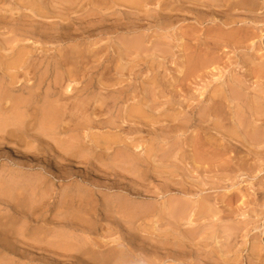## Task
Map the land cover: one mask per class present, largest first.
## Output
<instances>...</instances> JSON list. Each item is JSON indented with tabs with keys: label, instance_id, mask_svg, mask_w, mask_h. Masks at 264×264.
<instances>
[{
	"label": "rangeland",
	"instance_id": "rangeland-1",
	"mask_svg": "<svg viewBox=\"0 0 264 264\" xmlns=\"http://www.w3.org/2000/svg\"><path fill=\"white\" fill-rule=\"evenodd\" d=\"M9 1L13 2V0H8V2H6L7 4H3V3L0 4V13L5 12L7 14V12H8L7 21H9V18L13 17V15L18 18L19 17L18 15L23 13V12H26L29 14H34V12L30 10L31 9L30 7H29L30 9H28V10H27V8L26 9L24 8L23 10L16 8L12 12H10L12 8L10 5H8ZM32 1H35V0H32ZM43 1L44 2L46 1L45 3H47V4L54 1V2H52L53 4L50 3L49 5L55 7L54 6V3H55V5L58 6V7L56 6V9L58 8L57 11H59L60 4H61L59 2V0L58 1L57 0H52V1H50V0H36V2H38L39 4L42 2L45 5V3ZM170 1H172V2L177 1L175 3V5H177V6L181 5L182 6L180 9L175 10V13L180 14V17H177V18L174 17L173 19H171L173 26L168 27L166 30L159 28L160 26L161 27L163 26V25H161L162 21L159 23V21H157V19H155V18H151V19H149V21H147V20L141 21L142 24H144V22H145L144 25H148L146 23L151 22V27H153V28L151 30H149L150 36H137V35H140V33H127L125 31H122V33H119L115 36L113 34L110 36H101V37H99V36H90V37L82 36L83 38H81V39L77 38L79 41L75 40V41H68V42L59 43V42H55L54 40H52L53 36H49L51 38L50 41H46V40L42 39L40 36H29L30 34L26 33L25 29H29L30 28L29 24L33 23V25L41 27L42 30L47 29L50 32H54V31H52L51 27H49L51 25V23L59 22V21H61V19H63L64 17H67V16H62L63 18H61V16L59 17L57 13L52 12L53 14L50 13L48 16H46V18L44 16L41 17V16L34 15V17L36 18L35 22L34 21L30 22V20H28L25 17L23 19H19V21H17V22L16 21H13V22L9 21L10 23L0 22L1 23L0 24V88H2L4 90L3 92L7 91V93L10 95V102H7V106L12 107V104H14V105L20 104L21 105V103L15 104V101L16 100H22V99L23 100L30 99L31 94H29V93H31V91L28 89L23 91L20 89V86L21 85L22 86L25 85L27 87L32 86L34 91H38L41 94V99L38 103H36V108H34V111L44 113L45 111L49 110L51 105H53V106H56L57 113L59 114L57 120L55 119V120H53V122L46 120L44 123L43 117L40 116L39 118H37V120H31V118H29L27 115L22 113L23 110H21V109L20 110H14V109L12 110L11 109V110L6 111V112L0 111V239L5 240V238H7V237L17 236V239H15L14 241H12L10 238H9V241L5 240L7 243H9L10 240L12 241L11 244H9V245L5 244L6 242H4V241H0V243L2 245V247H0V264H20V263L21 264H57V263L58 264H65V263L71 264L72 261H74V259H72L68 256L69 251L71 249L80 248L83 245L89 246L90 242H91L90 241L91 237L95 238L98 242H100L102 244H105L107 246L109 245L108 247H113V245L118 246L121 250V247L125 246L124 244L127 243L126 239L129 237L130 232H136V229H134V228L132 229V228L128 227V225L123 221L125 219V216L121 212V210L123 208V207L121 208V206H123L124 204L126 205L127 202H128V204L130 202H132V203H135V204H133V207L135 206L136 208H141L142 205H143V207H145V204H146V206H154L155 205V207H156V205L158 204V202H157L158 200H156V198H155L157 196L156 193H160L162 191L165 192V190L168 187L171 188L170 185L173 186V188L177 187L176 185H177V182H179V181L182 183H185V184L188 183L187 185L188 186L190 185L189 187H192L195 190V192L201 193L202 196L200 197V199H202L204 196L209 195L211 198L210 203H212V210L213 209L215 210V211L214 210L213 211H214V213L216 212V216L217 215L219 217L223 216L224 218L223 217L222 218L225 220H223V219L218 220L217 219L218 216L215 218H210V219L209 218L208 219L203 218L201 220H199V219L196 220V222H195L196 225H194V226L185 222V223H183L181 228H179V227H171L169 224H165V222H162L160 224L155 223V221H153V219H155V217H156L155 216V217L151 218L152 220L149 222L150 226H153L152 227L153 229H151V231H153V230L154 231L152 233H154V232L156 233V231L158 229H161L163 231H165L167 229L171 233H175L177 236L181 234L180 236H181V238H183V240H184L183 242L186 244L185 245L186 248L189 249L191 247L190 249H193L192 256L188 257L187 261L184 264H191V262L192 263H198V264H210L211 261H210V259H208L207 256H208V254L212 255L211 247H213V246L215 247V245L217 246V244L215 242L217 240H215L214 234L216 235V233H217V235H220V236H218V238H220L219 241H222L226 238L225 236H227L231 233H234L233 235L235 237L233 236L232 239L230 237V241L234 239L232 241V247L234 249V252L232 251L228 255L232 259H234L235 258V251L242 250V252H241L242 254H240V256L243 255L244 261L246 260L245 264H248L247 262H248L249 258H248V255H246V254L250 252L249 250H251V247L253 244L252 242L255 241L256 239L252 238V240L250 241V238H248L246 235L243 234V233H245V231H247L246 227L243 225V223L242 224H237V223L240 220H242V221L246 220L249 222V224H251V225H249V228L255 226L256 224L260 225V226H262V225L264 226V217L262 215L253 214V213H255L254 210L256 208L259 211L264 210V207L262 209V206L260 207V205L254 204V198L256 196V191L254 190L255 184H256V186H258V184H259L258 179H259V181L261 179H264V176H263L264 172H262L263 174H260L261 169L264 168V166H263L264 165V157L263 156H262L263 158L259 157V159L257 158L258 159L257 160L255 158V156L252 157V156L247 154L249 156V157H247V161L249 160V162L247 163L246 167L252 168V166H253V169L257 168V170H256L257 172L255 171L252 174H249V175H256L257 177H255V178L253 176H249L247 174L241 175V177L239 174L238 175L236 174V176H235L234 172H233V174H230V173H232L230 171H233L236 168L235 163L231 164V166L233 168L229 167L230 171H228L227 168L224 169V167L220 168V167H217L216 165H215L216 166L215 167L214 164H211V163L209 164L208 162H198V164H193L192 159L190 160V158L193 154V151H192L191 146L189 145V137L191 135V131H192L191 129H196V128L194 126H192L190 128L189 132H187L188 136L185 135L179 139L178 138H176V139H173V138L168 139L167 138L168 139L167 142H165V143L162 142V144H166V143L168 144V142H169V144L164 146L165 150H163V152H159V157H157V160L155 162L154 161L151 162V164H150L151 167L149 166L151 169L150 177L149 178L148 177L147 178L141 177V179H140V176H138L140 174V172L138 171L139 167H137L138 164H135V163H138V162H136L138 158L144 159L146 157H150L147 155V151H146V149L148 147H150V146L156 147V146L160 145L162 139H160L161 141H157L158 143L157 142L155 143L154 142L155 139L153 140V138H152L153 135L155 136L156 134L160 133V130H157V128H156V126L158 124H155V125L152 124L153 126L152 125L147 126L145 124L139 123V121H136V122L133 121L132 123H136L135 125H137V127L139 126V128H141L143 134L140 135L138 133H133V132L127 133V132H125L123 134V137H125L126 141H128V142L137 141L136 144L140 140L141 141L143 140L144 142L143 141L139 142L140 144H143V146H140L139 150L135 146V149L133 148L134 150H133L132 154L131 153L127 154V151L123 150L122 147L118 146V144L121 146V145H123V143H117V145L113 144L110 149L105 147L104 142L99 143L100 145H102V147L96 146L95 141L97 142L98 138L105 137V135H108L110 133H106L108 131L107 128L100 127L98 124L94 123L92 118L94 117V118L98 119V118L103 117V118L116 119L117 115L120 116V114L121 115L124 114V113H120V112H122V111L125 112L126 109H128V107L131 106V104H133L135 102V100L136 101L139 100L140 96H142V92L139 91V94L137 96H133L136 93L131 90L132 95L130 96L129 100H125V101H120V100L114 101V99H112V98L109 100H106V102H108V103L104 104V107L101 108L102 111L101 112L96 111V112H94L95 114L92 112V110H90V111L88 110L85 114H81V110L77 107V106L82 107V104L83 103L85 104V102L87 103V100H88V104L91 102L90 103L91 106H92V104H95V102L98 103V101H94L93 99L89 98L92 95L90 96L88 93L79 92V89H77V88H80L81 86H83L81 84L82 80H78V81L76 80L75 82L71 83V86L74 88L73 92L72 93L70 92V94L73 95V97L71 99H59L58 95L53 96V94L55 92V81L57 80L58 77H60V75L63 72H65L64 70L66 69V67H64L65 68L64 69L63 67H57L54 65L57 61L56 59L60 58L58 55L63 54L64 51L66 52L67 50H77V51L84 50L85 54L87 56H90V54H92V53H89V52H91V49L93 50L92 52H94L95 48L100 49V46L105 45V46H107L106 47L107 49L104 50L105 52L102 50L101 55L108 53L110 51L109 52L111 54L110 58H112V56H114L115 58L119 59L121 57L120 56L121 51L123 50L120 45H121V43H123L124 40L129 39V37L130 38L131 37L132 38L145 37V39H147L146 45L149 47V50L147 49V50L142 51L141 52L142 54H140L138 57L137 61H142L141 63H143V66L140 67V71H135L134 73H132L133 68L132 69L130 68V70L132 71L131 72L128 69V67H129V65H128V67L126 69H124V72H125L124 75L123 74L120 75V73L118 74L119 78L124 77L123 79L121 78L122 82L124 84H120V85L123 86V85H125V83L128 84L131 82L133 85H135L137 87V90H140V89H142L141 88L142 83L143 84L147 83L149 78H150V80H152V77L154 78L153 80H158L157 78H159L157 83H161V84L163 83V84H162V87L157 88V90H159V89L164 90V92L162 93L163 96L161 95V101H164V99L167 100L168 97L170 98L172 96L171 94H173L175 96L176 94L172 93L171 89H173V88H171L170 83L174 82L173 79H174L175 74H176V66L178 67V64H176V63L177 62L179 63V60H177L178 59V57H177V55H178L177 44H178L179 33L182 32V30H187V29L190 30L191 29L194 32V35L193 36L186 35V36H183V38L185 41H190L194 47L193 49L197 50L199 48L201 49L203 46L206 47V43H209L208 40L211 39V36L209 37L208 34H209L210 30L212 29V26L208 22L201 25V23L199 21L195 20L196 15L199 14L201 10L202 11H206V10L208 11L207 7L198 3L197 0L196 1L194 0V2L197 4H195L192 0H185L182 2L183 4L180 3L179 0H170ZM189 2H191V3H189ZM58 3H59V5H58ZM7 6H10V8L9 7L7 8ZM199 6H201V7H199ZM151 7L154 10L157 9V8H155V4L152 5ZM195 7H197V8H195ZM6 8H7V10H10V11H5ZM35 8H36V6H35ZM118 8L119 9L122 8L123 10H124V8H125V10H127V9L131 10L129 7L127 8V6H125V5H123V6L120 5ZM204 8H206V9H204ZM1 9H2V11H1ZM74 9L78 13H75L76 11ZM71 12H70L71 15L77 16V15H80L83 12V10H80L79 7H76V8H73L71 10ZM193 12H195V13L193 14ZM16 17H14V18H16ZM182 17H186V19H183ZM49 18H50V20H49ZM132 20H133V17H126L125 15H120L116 19L111 18V22H109V23L112 24L113 22H117V21L119 22L120 21L119 23H121V24L125 23L127 26L128 22H130ZM38 21L41 24L37 23ZM11 23H13L15 26H12ZM87 25H88V23H87ZM9 27L14 29L15 31L13 32V30L12 29L10 30ZM15 27L19 28V31L16 30ZM22 27H24V30H22ZM207 32H208V34H207ZM55 35H57V34L55 33ZM127 35H131V36H127ZM12 37H14V38H12ZM238 37H241V36H238ZM13 39L15 41H13ZM252 39L249 38V39H246L243 41H239L241 43L232 42L231 44H228V45L223 44L222 45L223 47L221 48L222 51H220V53L223 55V60L221 63H219L217 65H220L221 68L222 67H224V68L227 67L228 69H235L236 68V70H237L239 66L236 65L235 59H237L240 56L241 51H242L241 47L242 46H248L252 42ZM199 41H200V43H199ZM165 43H167V44H165ZM219 44L221 45L222 42H219ZM201 45H202V47H201ZM226 50H228V51H226ZM27 52H29L30 54ZM162 52L166 56L161 54ZM23 54L27 55L26 57L30 58V60L28 62L26 61V65L31 64L32 68L28 67V68L24 69V67L26 65L21 62L22 61L21 57ZM69 56L73 57L75 55L71 53ZM123 56H125V55H123ZM159 56H160V58H159ZM258 56H259L258 58H260V59H262L261 57H263L262 55H258ZM123 58H124V60L122 59V62L124 64L130 63L127 59V56H125ZM130 58L133 59L134 56L129 57V59ZM229 59H231V60L234 59V60H232V64L234 63V65H231V66L227 65L226 62ZM30 61H31V63H29ZM153 61H154V63L156 61L155 64L157 66L159 65L158 63H161V65L163 63L164 64L162 65V67L158 68L153 63ZM136 63L138 64V62H132L133 65L135 64V67H137V66L139 67V65H137ZM146 63H147V66H146ZM108 64H111V63H107V65ZM151 64H152V68H150ZM70 67H72V66H70ZM138 67L136 69H138ZM136 69L134 68L133 70H136ZM104 70L105 69H102L100 71V73H102ZM30 71H31V73H30ZM129 71H130V74H129ZM247 71H249V68L246 70L245 73H247ZM209 72H211L210 68L200 70L199 73L197 72L194 76H192L190 79H188L189 82L185 83L186 86L185 85L183 86V84L178 83L179 85H177V87H176V90L178 89L177 90L178 93L176 96H178V97H176V99L178 98V100H184V102H187V91H188V89H189L188 92H193V91L200 92V90L202 88H205L204 85L206 84L207 80L211 79ZM220 72H222V71L220 70V71L216 72L215 75L217 76ZM64 75H67L66 72L64 73ZM112 75H114L113 72L110 75L107 73L104 75L101 74V78L105 77V79H106L107 77L109 78ZM219 75H221V73ZM199 76L201 79L199 78ZM203 76H204V78H203ZM13 77H14V82L12 80ZM19 77H20V79H19ZM24 77H26V78H24ZM114 77H116V75ZM99 78H100V76L98 77V79ZM192 78H193V80H192ZM196 78H198V79H196ZM261 78H258L257 76L252 75V77L249 78L250 79L249 81H251V82H248V83L250 84V86H257V88L260 89V92L263 93V95H264V88H263L264 87V79H263L264 77H261ZM98 79H97V84H98ZM253 79H256V80H253ZM11 80H12L13 84H10ZM129 80H130V82H129ZM260 81L263 83H261ZM216 82H217V80H216ZM67 84L68 83H64V87H66ZM97 84L95 83L96 86H97ZM7 86L8 87H17V89H15V90L9 89L10 90L9 91L6 88ZM199 88H200V90H199ZM131 89H133L132 86H131ZM95 94H97V92H95ZM179 94H181V95H179ZM185 94H186V96H185ZM166 97H167V99H166ZM263 98H264V96H263ZM99 99L101 100V97ZM92 100L94 102H92ZM12 101L14 103H11ZM263 101H264V99L261 100L262 104L264 105ZM79 102L80 103L82 102V103L79 104ZM164 102H166V101H164ZM261 102L259 103L260 105H262ZM10 103H11V105H10ZM97 103H96V106H98V105L100 106V104L102 102H99V104H97ZM38 110H40V111H38ZM120 110H122V111H120ZM11 113H13V114H11ZM64 113H66V114H64ZM101 114L104 116H102ZM87 115L88 116L90 115V116L88 117ZM91 115H92V117H91ZM95 115H97V117ZM12 118H13V120H12ZM19 119H21L22 122ZM89 119H91V120H89ZM84 121L88 122L87 125L88 124L89 125L87 127L85 125H84L85 127H83V124H85ZM24 122L25 123L30 122L31 123L30 128H29V125H27V123H26V125L24 124L25 125L24 126L22 124ZM46 123L50 126H51V124L53 126H56V125L59 126V124L65 125L67 128H70V129L66 130V132L60 131L59 128H56V131L54 129H50L51 132L43 131ZM126 123H123V120L120 121V124H122V125L127 126L128 123L127 124ZM163 123L167 124L166 121H163V122H161V125H163ZM259 123H261V122L259 121ZM4 124H6V125H4ZM262 125H263L262 129H264V124H262ZM41 128H43V129H41ZM76 128H78V129H76ZM8 130H11V131H8ZM9 132H11V133H9ZM139 136H140V139L138 138ZM141 136H143L142 138H144V137L145 138L141 139ZM162 136H164V135H162ZM162 136H161V138H162ZM127 137H128V140H127ZM134 138H136V139H134ZM180 139H182L181 140L182 143L181 142L179 143ZM7 142H9L11 144V146H8ZM145 142L146 143L150 142V143L148 145H145L146 144ZM153 144H155V145H153ZM173 145H175V146H173ZM239 145H241V144H239ZM179 146L182 147L181 151L178 149ZM90 147H93L94 151L90 150ZM166 147H168V148L166 149ZM169 148L173 152L171 150H169ZM167 150H168V152H167ZM73 152H74V154H73ZM135 152H136V154H135ZM71 153H72V155H71ZM180 153L183 155H180ZM233 153L235 154L236 158L239 157V155H236V154H240V155L243 154L244 156H246V154H244V153H236L235 151H233ZM233 153H232V151H231V153L229 152L228 156H231L230 154H232V157L235 159L234 161H237L239 158L236 159L234 157ZM263 153H264V151H263ZM148 154H149V152H148ZM150 154L152 155L153 152H151ZM168 154H169V156H172L171 160H165L164 159V158H166V157H164V155H168ZM34 157H36V158H34ZM173 157H174V159H173ZM130 158H131V160H130ZM177 158L178 159L180 158V159L178 160ZM133 159L135 162L132 161ZM260 159L262 162L260 161ZM127 161H129V162H127ZM199 163H200V165H199ZM242 163H246V162H242ZM251 163L252 164L254 163V164L252 165ZM258 163H259V165H258ZM260 163H261V165H260ZM256 164H257V167H256ZM132 165H134L136 168H134ZM196 165L199 167L201 166V167L199 168ZM258 166H260L259 169H258ZM134 170L137 172H135ZM167 170L168 171L170 170V171L168 172ZM165 171H167V172H165ZM133 172H134V174H133ZM228 172H230V173H228ZM221 173H222V175H221ZM160 174H162V175H160ZM169 174H170V176H169ZM224 174H225V176H223ZM228 174H230V175H228ZM220 176L222 177V180H221ZM238 176H239V178H238ZM244 176H246V177H244ZM259 176H261V177H259ZM230 179H233L234 182ZM244 180H245V182H243ZM255 180L258 184L255 182ZM237 181L240 183V184L238 183V185H240V186L236 185L235 187L236 188L240 187L242 192H240V190H233V191L238 192L240 195H239V197H236V198L233 197L234 199L229 198V196L226 194L231 193V192H228V190L232 187L233 183H235ZM261 181H264V180H261ZM241 183H245V184H241ZM250 183H252V184L250 185ZM218 185L219 186L221 185V187H219ZM253 186H254V188H253ZM246 189H247V191H246ZM149 191H151V192H149ZM149 193H150V196L148 195ZM174 193H178V192L177 191L172 192V194H174ZM253 194H255V196ZM124 196H126V197H124ZM172 196H175V195H172ZM120 199L124 200V201H121ZM129 200H131V201L129 202ZM77 201H79V203ZM125 201H126V203H125ZM15 203H19L27 209L28 208H31V209L32 208H35V209L41 208L44 211H48L47 216L50 218L48 220L49 223L47 222L48 224L46 225V228L48 227L49 229L47 228V230H45L44 232H41V234L39 236L40 238H36V237L30 238V236L25 235V232L21 233V235H18L17 232L20 229H22V227H23L22 223L23 222H22V220H20L21 219L20 213L18 214L17 212H15V209H14ZM77 203H78V205H77ZM242 205H244V206H242ZM254 207H256V208H254ZM81 208H83V209L80 210ZM27 209H24V210H27ZM95 210L98 213L97 227L99 230L97 229V232L95 234L93 232L90 234L87 232V234H85L81 230H79V228L80 227L82 228V225L84 224L83 218L86 217V213L91 214ZM85 211H87V212L85 213ZM137 214H139V213H137ZM244 214H246V215L249 214V215L246 216L247 218L246 217L244 218ZM250 215H251V217H250ZM80 216H82V217H80ZM254 216H256L257 218ZM259 216H261V217H259ZM255 219L258 221L255 223H252V220L256 221ZM229 220H231V221H229ZM234 223H236L237 226H235L236 224L234 225ZM110 226H111V228H110ZM127 227H128V229H127ZM154 227H155V229H154ZM173 228H174V230H173ZM227 228H228V231L226 230ZM244 228H245V231H242V230H244ZM192 229H193V231H190ZM230 229L234 230V231L235 230L237 231V229H238V232H236V231L233 232ZM239 229H240V231H239ZM1 232H2V234H1ZM240 232H241V234L239 237ZM254 232H255V230H253L251 234H253ZM141 233L145 235V233H143V232H141ZM209 235H210L212 240L209 239ZM243 235L246 236L247 239L245 237H243ZM205 236L208 238V241H207V239H203ZM221 236H222V238H221ZM65 237H67V238L69 237L68 243H70L72 240L73 244L70 243V245H71L70 247H65V246L61 245V244H67L66 243L67 239ZM34 239H36V241ZM203 240H204V242H202ZM262 240L264 242V238ZM173 241H176V240L174 239ZM246 241L248 242V245H247ZM199 242L201 245L199 244ZM13 243H15V245ZM86 243H88V244H86ZM197 243H198V245H197ZM208 243H209V246H206V244L208 245ZM191 244H193V245H191ZM219 244H220V242H219ZM10 245H11V247H9ZM149 246H147L146 248H148L150 250L151 248ZM235 246H237V247H235ZM5 248L6 249L13 248V249H11V251L7 252ZM178 248L179 247L176 246V244H173V246L171 247V251L172 252L177 251ZM205 249L207 252L205 251ZM157 250L158 251L157 252L155 251L154 254L152 253L149 255L143 254L140 251L134 252L135 256L133 255L134 256L133 259L135 261H133L132 264H178V262H176V261L165 259V257H164L165 253L163 251H166V250L164 248H157ZM194 251H195V254H194ZM208 251H210V252H208ZM5 252H6V254H5ZM117 253H119V252L117 251ZM215 254H217V253L214 252L212 257L217 259L216 261L219 260L218 261L219 264L220 263L223 264L224 262H221L220 255L217 254L218 255L217 256ZM20 255L22 257H20ZM240 259H241V257H240ZM51 260H52V262H51ZM110 263L116 264L115 261L110 262ZM120 264H124L123 260H121Z\"/></svg>",
	"mask_w": 264,
	"mask_h": 264
},
{
	"label": "bare ground",
	"instance_id": "bare-ground-1",
	"mask_svg": "<svg viewBox=\"0 0 264 264\" xmlns=\"http://www.w3.org/2000/svg\"><path fill=\"white\" fill-rule=\"evenodd\" d=\"M50 1H52V0H50ZM183 1H185V0H179L180 3H182ZM192 1L194 2V0H192ZM197 1H198V3L202 4L203 6H206L208 11L207 10L206 11L201 10L200 13L196 15L195 20L199 21L201 23V25L204 23H207V22L209 24H211L212 29L210 28L211 30H210L209 34L207 32L208 36L209 37L211 36V39H209L210 41L208 40L209 43H206V47L203 46L204 47L203 48L201 45V47H202L201 49L199 48L197 50H194L192 43L190 41H185L183 38V36H186V35L193 36L194 32L191 29L190 30L187 29V30H182V32L179 33L178 44H177V47H178V55H177L178 59L177 60H179V63L178 62L176 63V64H178V67L176 66V74H175V77L173 79L174 82H171L170 86H171V88H173V89H171L172 93H175L177 95L178 89L176 90V87H177V85H179L178 83L183 84V86H184L186 82H189L188 79H190L192 76H194L197 72L199 73L200 70L208 69V68H210V70H211V72H209L211 79L207 80L206 84L204 85L205 88H202L201 90L199 88L200 92L197 91L199 94L196 91L188 92L189 91V89H188V91H187V102H184V100H178V98L176 99V97H178V96H176V95L174 96L173 94H171L172 96L170 98L168 97V99L166 97L167 100L164 99V101H166V102L161 101V95L163 96L162 93L164 92V90H162V89L157 90V88L162 87V84H163V83L162 84L157 83L159 78H157L158 80H153L154 79L153 77H152V80H150V78H149L147 83H144V84L142 83V86H141L142 89H140V90H137V87L135 85H133L130 82V80H129L130 83H128V84L125 83V85H123V86L120 85V84H124L122 82V79L124 77L123 78L121 77L122 78L121 79V78H119L118 74L120 73V75L121 74L124 75V73H125L124 69H126L128 67V65H129V67H128L129 70H130V68L136 69L138 66L135 67V64L133 65L132 62H138V64L136 63L137 65H139L138 69H136V70L132 69L133 72L130 70L132 73H134L135 71H140V67L143 66V63H141L142 61H137V60H138L139 55L142 54L141 53L142 51L147 50V49L149 50V47L146 45L147 39H145V37H142V38H140V37L139 38H132V37L130 38L129 37V39L124 40L123 43H121V45H120L123 50L121 51V54H120L121 57L119 59L115 58L114 56H112V58H110V55H111L109 53L110 51L108 53L101 55L102 50L104 51L105 49H107L106 48L107 46L102 45V46H100V49L95 48L94 52H92L93 50L91 49V52H89V53H92V54H90V56H87L85 54L84 50H79V51L67 50L66 52L64 51L63 54L58 55L60 58L56 59L57 61L54 64L57 67H63V68L66 67V69L64 68L65 70L64 69L63 70L66 72L67 75H64L65 72H63L61 75L59 74L60 77H58L57 80L55 81V92H54L53 96L58 95L59 99H71L73 97V95H71L70 92L72 93L74 90V88L71 86V83L75 82L76 80L77 81L82 80L81 84L83 86H81L80 88L76 87L77 89H79V92L88 93L90 96L92 95L89 98L93 99L94 101H98V103L95 102V104H92V106H91V104H90L91 102L89 101L90 103L88 104V100H87V103L86 102H85V104L83 103L82 107L77 106L81 110V114H85L88 110L89 111L92 110L93 113L96 111L101 112L102 111L101 108L104 107V104L108 103V102H106V100H109L112 98V99H114V101H117V100L125 101V100H129L130 96L132 95L131 94L132 91L136 93L133 96H137L139 94V91L142 92V96H140L139 100L136 101L134 99L135 102L133 104H131V106H129L125 112L120 110V111H122L120 113H124V114H122V115L120 114V116L117 115L116 119L103 118V117L98 118V119L94 118V117H93L94 119L92 118L94 123L98 124L100 127L107 128L108 131L106 133H110L108 135H105V137L98 138V141L97 142L95 141L96 146L102 147V145H100L99 143L104 142L105 147L110 149L113 144L117 145V143H123V145L120 146L118 144V146L122 147L123 150L127 151V154H129V153L132 154L133 150L135 149V146H136V148H138V150L140 149V146H143V144L139 143L141 140L136 144L137 141L128 142V141H126V138L123 137V134L125 132H127V133L133 132V133H138L140 135L143 134L141 128H139V126L137 127V125H135L136 123H132L133 121H135V122L139 121V123L145 124L147 126L152 125V124H154V125L158 124L156 126V128H157V130H160V133L156 134L155 136L153 135L152 138H153V140L155 139V141H154L155 143L157 141H161L160 139H162L160 145H158L156 147H154V146H150L148 148L146 147L147 148L146 149L147 155L150 157H146V158L143 157L144 159L138 158L136 161L138 163H135V164H138L137 167H139L138 171L140 172V174L138 176H140V179H141V177H143V178H147V177L149 178L150 177V175H151V169H150L151 162L152 161L155 162L157 160V157H159V152H163V150H165L164 146L169 144V142H168V144L167 143L162 144V142L165 143L170 138L171 139L172 138L173 139L182 138V136L187 135V132H189V130L192 126H194L196 128V129H191L192 131H191V135L189 137V145L191 146L192 151H193V154H192L190 160L192 159L193 164H198V162H208L209 164L210 163L214 164V166L216 165L217 167H220V168L221 167L222 168L224 167V169L227 168L228 171H230L229 167H232L231 164L235 163V167H236L235 170L230 171L232 173H230V172H228V173L233 174V172H234L235 176H236V174L237 175L239 174L241 177V175H244V174L249 175V174H252L253 172H255L257 170V168H256L257 164L255 167L256 169H253V166H252V168L246 167L247 163L249 162V160L247 161V157H249L248 155H250L252 157L255 156L256 159L257 158L259 159V157H262V156L264 157V153H263V151H264V129H262V126H263L262 124H264V105L261 102V100L264 99L263 98L264 95H263V93L260 92V89L257 88V86H250V84L248 83V82H251V81H249L250 80L249 78L252 77V75L257 76L258 78L264 77V0H197ZM6 2H8V0H0V4H2V3L7 4ZM52 2H54V1H52ZM52 2H50V3H52ZM59 2L61 3L60 9H59V11H57L58 8L56 9L57 5H55V3H54L55 7H53V6L49 5L50 3H48V4L45 3V5H44L41 2L39 4L38 2H36V0L35 1H32V0H13V2L9 1V4H8L12 8L11 11L7 10L8 7L10 8V6H7L5 11L12 12L16 8L17 9L19 8L22 10L24 8L25 9L27 8V10L31 8L30 10L34 12V14H29L26 12H23L19 15L17 14L19 16L18 18L13 15V17L9 18V21H11V22H13V21L17 22V21H19V19H23L24 17L27 18L28 20H30V22H33V21L35 22L36 18L34 17V15L41 16V17L44 16L46 18V16H48L52 12L57 13L59 17L61 16V18H63L62 16H67V17H64L63 19H61V21H59V22L51 23V25L49 27H51L52 31H54V32H50L47 29L42 30L41 27L35 26V25H33V23L29 24V27H30L29 29H25V32L30 34L29 36H40L42 39H44L46 41H50L51 38L49 36H53L52 40H54L55 42L62 43V42L75 41V40L79 41L77 38L81 39V38H83L82 36H88V37L99 36V37H101V36H110L112 34L115 36L119 33H122V31H125L127 33H140V35H137V36H150L149 30H151L153 28V27H151V22L146 23L148 25H144L145 22H144V24H142L141 21H144V20L149 21V19L155 18V19H157V21H159V23L162 21L161 25H163V26L162 27L160 26L159 28L166 30L168 27L173 26L171 19H173L174 17L175 18L180 17V14L175 13V10L180 9L182 7L181 5H179V6L175 5V3L177 1L172 2L170 0H59ZM189 3H191V2H189ZM154 4H155V8H157L155 10L151 7ZM195 4H197V3H195ZM58 5H59V3H58ZM120 5L121 6L125 5V6H127V8L129 7L131 10H128V9L125 10V8H124V10L122 8L119 9L118 7ZM35 6H36V8H35ZM201 6H199V7H201ZM76 7H79V9L83 10V12L77 16L71 15V13H72L71 10L73 8H76ZM195 8H197V7H195ZM204 9H206V8H204ZM1 11H2V9H1ZM195 12H193V14ZM75 13H78V12L76 11ZM7 14H8V12H7ZM7 14L5 12L0 13V22L10 23L9 21H7V19H8ZM120 15H125L126 17H133V20L128 22L127 26L125 23L124 24L119 23L120 21L119 22L118 21L113 22L112 24L109 23V22H111V18L116 19ZM14 17H16V18H14ZM182 18L186 19V17H182ZM49 20H50V18H49ZM37 23H39V21ZM87 23H88V25H87ZM11 24H12V26H15L13 23H11ZM39 24H41V23H39ZM11 29L12 28H10V30ZM15 29L19 31V28L15 27ZM12 30H13V32L15 31L14 29H12ZM22 30H24V27H22ZM55 33L57 35H55ZM131 35H127V36H131ZM238 36H241V37H238ZM12 38H14V37H12ZM249 38L250 39L253 38L254 40L252 39V42L248 46H242L241 47L242 51H241L240 56L237 59H235L236 65L239 66L237 70H236V68L235 69H228L227 67L221 68L220 65H217V64L221 63L223 60V55L220 53V51H222L221 48L223 47L222 46L223 44L228 45V44H231L232 42L241 43L239 41H243V40H246ZM13 41H15V40L13 39ZM219 42H222V44L220 45ZM199 43H200V41H199ZM165 44H167V43H165ZM226 51H228V50H226ZM27 53H29V52H27ZM71 53L74 54L75 56H73V57L69 56ZM161 54H163V52ZM123 55L127 56V59L130 63L124 64L122 62V59L124 60L123 57H125ZM258 55H262L263 56V57H261L262 59L258 58L259 57ZM26 56L27 55L23 54L21 57V60H22L21 62L24 63L25 65H26V61L28 62L30 60V58L26 57ZM131 56H134V58L129 59V57H131ZM164 56H166V55H164ZM159 58H160V56H159ZM232 60H234V59H232ZM232 60L229 59L227 62L226 61L225 62L227 63L228 66H231V65H234V63L232 64ZM29 63H31V61ZM107 63H111V64L107 65ZM153 63H154V61H153ZM155 63H156V61H155ZM158 64H159L158 66L156 64L155 65L159 68V67H162V65L164 63L162 65H161V63H158ZM70 66H72V67H70ZM146 66H147V63H146ZM28 67L32 68V65L28 64L24 67V69H26ZM150 68H152V64H151ZM248 68H249V71H247V73H245ZM102 69H105V70L102 73H100V71ZM220 70L222 71V72H220L221 75H219L220 74L219 73L216 76L215 73L220 71ZM130 71H129V74H130ZM112 72L114 75L110 76L109 78L108 77L106 79H105V77L101 78V74L104 75L107 73L110 75ZM30 73H31V71H30ZM115 75H116V77H114ZM99 76L101 79L100 78L98 79ZM24 78H26V77H24ZM199 78H200V76H199ZM203 78H204V76H203ZM19 79H20V77H19ZM97 79H98V84H97ZM196 79H198V78H196ZM12 80L14 82V77L12 78ZM12 80L10 81L11 82L10 84H13ZM192 80H193V78H192ZM216 80H217V82H216ZM253 80H256V79H253ZM64 83H68L66 87H64ZM95 83L97 84V86L95 85ZM261 83H263V82H261ZM24 86L25 85H23V86L21 85L20 89L23 91H25L27 89L30 90L31 91V93H29V94H31L30 99H27V100L22 99V100H16V101L14 100L15 104L21 103V105L20 104H18V105L12 104V107L7 106V102H10V95L7 93V91L3 92L4 90L2 88H0V92H1L0 93V111L6 112V111H9L11 109L12 110L13 109L14 110H20L21 109V110H23L22 113H24L29 118H31V120H37V118H39L40 116L43 117L44 123L46 120L51 121V122H53V120H55V119L57 120L59 114L57 113L56 106L51 105L49 110L45 111L44 113L34 111V108H36V103H38L41 99V94L38 91H34L32 86H30V87H27V86L24 87ZM131 86L133 87V89H131ZM6 88L8 90L9 89H12V90L17 89V87H8V86ZM95 92H97V94H95ZM179 95H181V94H179ZM185 96H186V94H185ZM98 97L99 98L101 97V100ZM93 100H92V102H94ZM99 102H102L100 104V106L99 105L96 106V103L99 104ZM260 102L262 105L259 104ZM11 103H14V102L12 101ZM11 103H10V105H11ZM81 103L79 102V104H81ZM40 110H38V111H40ZM11 114H13V113H11ZM64 114H66V113H64ZM95 116L97 117V115H95ZM102 116H104V115H102ZM91 117H92V115H91ZM12 120H13V118H12ZM19 120L21 121V119H19ZM89 120H91V119H89ZM122 120H123V123H126V122L128 123V124L126 123L127 126L120 124V121H122ZM163 121H166L167 124L163 123V125H161V122H163ZM259 121L261 123H259ZM26 123H27V125H29V128H30L31 123L30 122H26ZM26 123L24 122L22 124L26 125ZM84 123L85 124H83V127H85V126L87 127L89 125V124L87 125L88 122L84 121ZM4 125H6V124H4ZM56 128H59V130L63 131V132H66V130L70 129V128H67L65 125L59 124V126H57V125L53 126L51 124V126H50L47 123L44 126V129L43 128H41V129H43V131L51 132L50 129H54L56 131ZM76 129H78V128H76ZM8 131H11V130H8ZM9 133H11V132H9ZM162 135H164V136H162ZM161 136H162V138H161ZM142 137L143 136H141V139L145 138V137L144 138H142ZM138 138L140 139V136ZM134 139H136V138H134ZM127 140H128V137H127ZM181 140L182 139L179 140V143L180 142L182 143ZM149 143H146L145 145H148ZM239 144H241V145H239ZM7 145L11 146V144L9 142H7ZM153 145H155V144H153ZM173 146H175V145H173ZM167 148L168 147H166V149ZM178 149L181 151L182 147L179 146ZM90 150L94 151L93 147H90ZM169 150H171V149L169 148ZM231 151H232V153H233V151H235L236 153H244V154H246V156H244L243 154H241V155L236 154V155H239V157H238L239 159H238L235 157V154L233 153L234 157L236 159H238L237 161H234L235 159L232 157V154H230L231 156H228V153L229 152L231 153ZM148 152H149V154H148ZM151 152H153L154 155L153 154L151 155L150 154ZM167 152H168V150H167ZM73 154H74V152H73ZM135 154H136V152H135ZM71 155H72V153H71ZM180 155H183V154L180 153ZM164 157H166V158H164L165 160H171L172 156H169V154H168V155H164ZM34 158H36V157H34ZM173 159H174V157H173ZM130 160H131V158H130ZM132 161H134V159ZM260 161H261V159H260ZM127 162H129V161H127ZM242 162H246V163H242ZM199 165H200V163H199ZM258 165H259V163H258ZM260 165H261V163H260ZM132 166L134 168H136L134 165H132ZM197 167H199V166H197ZM259 167L260 166H258V169H259ZM167 171H165V172H167ZM135 172H137V171H135ZM262 172H264V168L261 169L260 174H263ZM133 174H134V172H133ZM230 174H228V175H230ZM160 175H162V174H160ZM221 175H222V173H221ZM169 176H170V174H169ZM223 176H225V174ZM249 176H253L254 178L257 177L256 175H249ZM244 177H246V176H244ZM259 177H261V176H259ZM238 178H239V176H238ZM221 180H222V177H221ZM230 180L233 181V179H230ZM261 180H264V179H261ZM261 180L259 181V179H258L259 184L255 180V182L258 184V186H256V184H255V188L253 186L254 190L256 191V196H255V194H253L255 196V198L254 197L253 198H254V204L260 205V207L262 206V209H263V207H264V181H261ZM243 182H245V180ZM238 183H239L238 181L233 183L232 187L228 190V192H231L230 194H228V193L226 194L229 196V198L239 197L240 194L236 191H233V190H240V192H242L240 187L239 188L235 187L236 185H238ZM187 184L179 181V182H177V185H176L177 187L173 188V186L170 185L171 188L168 187L165 190V192L162 191L160 193H156L157 196L155 198H156V200H158L157 201L158 204L156 205V207H155V205L154 206H146V204H145V207H143V205H142L141 208H136L135 206L133 207V204H135V203H132V202H130L131 200H129L130 205L127 202V204L129 206L127 204L126 205L124 204L123 206H121V208L123 207L121 212L125 216V219L123 221L128 225V227H130L132 229L133 228L136 229V232H130L129 237L126 239L127 243L124 244L125 246L121 247V250H120V248L118 246L113 245V247H108L109 245L107 246L105 244L98 242L95 238L89 237L90 241H91L89 246L83 245L80 248L71 249L69 251L68 256L70 258L74 259V261H72L71 264H111L110 262H114V261L116 264H120L121 260H123L124 264H132L133 261H135L133 259L135 256L134 252L140 251L143 254L149 255L152 253L154 254L155 251L157 252L158 251L157 248H164L166 250V251H163L165 253L164 254L165 259L176 261V262H178V264H184L187 261L188 257L192 256L193 249H190L191 247L189 249L186 248V246H185L186 244L183 242L184 240L180 236L181 234L177 236L175 233H171L167 229L165 231L158 229L156 231V233L154 232L155 233L154 234V233H152L154 230L151 231V229H153L152 228L153 226H150L149 222L152 220L151 218L156 216L155 219H153V221H155V223L160 224L162 222H165V224H169L171 227L181 228V226L185 222L194 226V225H196L195 222L198 219L201 220L203 218H207V219L209 218L210 219V218L217 217L218 215L216 216V212L214 213L215 210L214 209H213L214 211L212 210V203H210V199H211L210 196L207 195V196H204L202 199H200V197L202 196L201 193L195 192V190L192 187H189L190 185L188 186ZM241 184H245V183H241ZM251 184L252 183H250V185ZM238 186H240V185H238ZM219 187H221V185ZM174 191H177L178 193L172 194V192H174ZM246 191H247V189H246ZM149 192H151V191H149ZM148 195L150 196V193ZM172 195H175V196H172ZM124 197H126V196H124ZM121 201H124V200H121ZM77 202L79 203V201H77ZM78 203H77V205H78ZM125 203H126V201H125ZM244 205H242V206H244ZM83 208H81L80 210H82ZM254 208H256V207H254ZM14 209H15V212H17L18 214L20 213V215H21L20 220H22V222H23L22 223L23 224L22 229H20L17 232L18 235H21V233L25 232V235L30 236V238H33V237L40 238L39 236H40L41 232H44L45 230H47L48 227L46 228V225L49 223L48 220L50 218L47 216L48 211H44L41 208H36V209L35 208H32V209L28 208L27 209L19 203H15ZM24 209H27V210H24ZM254 211H255V213H253V214L262 215L264 217V210L259 211L256 208ZM86 212L87 211H85V213ZM137 213H139V214H137ZM247 215H249V214H247ZM247 215L244 214V218ZM80 217H82V216H80ZM97 217H98V213L96 212V210L91 214L86 213V217L83 218L84 224L82 223L83 224L82 228L80 227L79 230H81L85 234H87V232L89 234L92 232L95 234L97 232V229H98V227H97V221H98L97 219L98 218ZM222 217L223 216H221V217L218 216L217 219L222 220L224 218V217L223 218ZM250 217H251V215H250ZM254 217H256V216H254ZM259 217H261V216H259ZM223 220H225V219H223ZM229 221H231V220H229ZM257 221L258 220H256V221L252 220V223H255ZM242 223L247 229V231H245V228H244V230H242V231H245V233H243V234L246 235L248 238H250V241L252 240V238L257 240V241L255 240L252 242L253 244H252L251 250L248 249L250 252L246 254V255H248V258H249L247 263L248 264H264V242L262 240L264 238V226L263 225L260 226V225L256 224L255 226L249 228V225H251V224H249V222L246 220L245 221L240 220V221H238L237 224H242ZM235 224L236 223H234V225ZM237 224L235 226H237ZM128 227H127V229H128ZM110 228H111V226H110ZM154 229H155V227H154ZM173 230H174V228H173ZM226 230L228 231V228ZM253 230H255V232L253 234H251ZM190 231H193V229ZM231 231L235 232L236 230L235 231L231 230ZM239 231H240V229H239ZM141 232L145 233V235L142 234ZM236 232H238V229ZM1 234H2V232H1ZM233 234L234 233H231L229 235L226 234L227 235V236H225L226 238L222 241H219L220 238H218V236H220V235H217V233H216V235L214 234V238H215V240H217V241H215L217 246L215 245V247L214 246L211 247V253H212V255L214 252L219 254L221 257V259H220L221 262H224L223 264H226V263L227 264H245L246 260L244 261L243 255L240 256V254H242L241 253L242 250L235 251V258L234 259H232L228 255L232 251L234 252V249L232 247V241L234 239L230 241V237L232 239V237L234 236ZM240 234H241V232L239 233V237H240ZM244 235H243V237L246 238V236H244ZM9 238L12 241H14L15 239H17V236L7 237V238H5V240L9 241ZM65 238L67 239L66 240L67 244H61V245L65 246V247H70L71 246L70 243L73 244L72 240L70 243H68L69 237L68 238L65 237ZM221 238H222V236H221ZM174 239L176 241H173ZM203 239H207V241H208V238L206 236ZM209 239H211L210 235H209ZM5 240L0 239V241L6 242ZM11 240L9 243L6 242L5 244H8V245L11 244V242H12ZM34 240L36 241V239H34ZM202 242H204V240ZM219 242H220V244H219ZM13 244L15 245V243H13ZM86 244H88V243H86ZM173 244H176V246L179 247L177 249V251H174V252L171 251V247L173 246ZM199 244H200V242H199ZM191 245H193V244H191ZM197 245H198V243H197ZM247 245H248V242H247ZM147 246H149L152 250L151 249L149 250L148 248H146ZM206 246H209V243H208V245L206 244ZM0 247H2L1 243H0ZM9 247H11V245ZM235 247H237V246H235ZM11 249H13V248L6 249V251L9 252V251H11ZM117 251L120 254L117 253ZM205 251H206V249H205ZM208 252H210V251H208ZM5 254H6V252H5ZM194 254H195V251H194ZM217 254H215V255H217ZM212 255L208 254V256H207L208 259H210V261H211L210 264H219V262H218L219 260L216 261L217 259L212 257ZM20 257H22V256L20 255ZM240 257H241V259H240ZM51 262H52V260H51ZM191 264H198V263H192L191 262ZM220 264H222V263H220Z\"/></svg>",
	"mask_w": 264,
	"mask_h": 264
}]
</instances>
